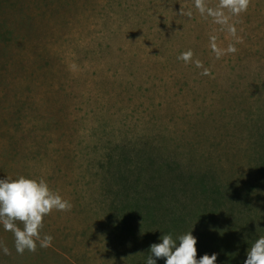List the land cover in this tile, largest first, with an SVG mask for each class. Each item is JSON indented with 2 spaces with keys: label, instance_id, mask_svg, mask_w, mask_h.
I'll list each match as a JSON object with an SVG mask.
<instances>
[{
  "label": "rangeland",
  "instance_id": "rangeland-1",
  "mask_svg": "<svg viewBox=\"0 0 264 264\" xmlns=\"http://www.w3.org/2000/svg\"><path fill=\"white\" fill-rule=\"evenodd\" d=\"M204 3L223 17L195 0H0V179L43 178L71 203L43 219L50 247L18 253L0 224V264H146L163 234L189 231L199 259L219 231L192 190L223 192L225 229L232 197L258 223L264 0L238 15Z\"/></svg>",
  "mask_w": 264,
  "mask_h": 264
},
{
  "label": "clouds",
  "instance_id": "clouds-1",
  "mask_svg": "<svg viewBox=\"0 0 264 264\" xmlns=\"http://www.w3.org/2000/svg\"><path fill=\"white\" fill-rule=\"evenodd\" d=\"M250 0H220V7L229 9L233 14H240L247 10ZM195 7L204 13L218 18L223 17L222 11L206 9L204 0H195ZM191 15V13H189ZM219 22H225L220 19ZM233 33L235 29H232ZM229 52H235L229 46ZM192 57L191 50L182 53L178 59L188 62ZM207 74V72H205ZM68 211L71 203L65 200L58 192L52 190L46 180L20 175L16 178L5 177L0 179V224L6 231L14 234L15 246L18 253L26 249L35 251L37 242L41 247H50L53 237L49 234L41 236L43 219L53 210ZM17 222L23 225L19 227ZM160 243L150 246L151 255L146 264H156V258H166L165 264H216L217 254L205 253L197 259V238L191 231L173 239L171 234H163ZM5 246L4 252L8 254ZM244 264H264V236L259 237L247 252Z\"/></svg>",
  "mask_w": 264,
  "mask_h": 264
},
{
  "label": "trees",
  "instance_id": "trees-1",
  "mask_svg": "<svg viewBox=\"0 0 264 264\" xmlns=\"http://www.w3.org/2000/svg\"><path fill=\"white\" fill-rule=\"evenodd\" d=\"M261 169L263 170L264 174V168L262 167ZM160 171L164 173L163 168H161ZM179 172H181L180 175H184L185 173V171L181 168H179ZM178 177L180 176H174L176 179H171V184L174 189L177 187L179 188V201H183L185 203L186 201L183 200V195L188 191L186 188V181L184 176L180 178ZM263 183L264 179L262 180V184ZM182 184L183 187H181ZM222 193L223 192L220 189H218L216 192H213L210 196H205L204 194L198 195L196 190H192L190 193V195L196 198L195 208H197V212L203 216V219H205L206 225L208 226L210 223L214 230L217 228V231H219L218 233H210L211 237L217 236L215 237L217 238V242L215 243L214 241L213 244L216 248H212L210 244H204L210 249H208L206 252L203 251V254L207 253L211 255L212 253H216V264H244L245 258L243 253L246 254L248 252L249 248L256 239L264 236V233L257 232V230H262V228L264 229V213L259 216V220H257L258 223L253 222L250 218H247L245 214L243 215V213L239 210L235 212L234 208L237 206V200L234 197L229 198L231 210L228 209L227 212H230L228 215H230L231 226L225 229L224 226L220 224V219L218 217V215L222 213L221 207L225 204L223 202ZM179 214L180 213L176 210V212L170 216V223L174 225V227L182 225L185 222L184 218H182V216L180 217ZM153 215L155 218L157 217L159 221H162V223L165 221L164 215L162 213L156 212ZM200 245L201 243L197 241L196 248H201ZM157 262L159 263L160 260L157 259Z\"/></svg>",
  "mask_w": 264,
  "mask_h": 264
}]
</instances>
